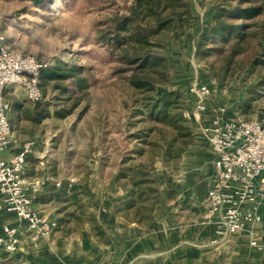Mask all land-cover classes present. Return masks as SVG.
Listing matches in <instances>:
<instances>
[{"label":"crops","instance_id":"1","mask_svg":"<svg viewBox=\"0 0 264 264\" xmlns=\"http://www.w3.org/2000/svg\"><path fill=\"white\" fill-rule=\"evenodd\" d=\"M194 25L191 13L186 33L172 44L174 53L181 54L184 59L188 57L184 55L194 54V39L201 29H194ZM5 42L11 47L7 37ZM166 58L169 82L158 86L157 92L179 89L189 95L188 85L201 81H190V73L179 78V57L170 54ZM217 104V100L211 97L206 100V110L199 114L202 122L207 124L210 121L216 113ZM227 108L228 112H235L233 107ZM101 115L103 119L97 128L96 146L99 161L94 160V173L91 174L89 161L83 159L81 165L78 161V153L84 149L80 139L88 133L84 128L74 130L71 122L68 130L70 139L66 146L67 153L71 154L66 161V168L70 171L65 175L55 172L63 166L53 156L58 146L56 137H60L61 132L42 130L46 120L53 118L34 119L30 132L12 130L13 142L2 156L17 152L23 141L34 140L31 153L35 160L28 164V180L39 181L40 184L36 190L28 187L27 193L32 206L43 218L56 220L58 227L47 237L36 236L28 233L26 222L17 218L15 213L0 212V233L3 225H10L18 228L21 238L16 251L0 255V264H264V243L261 246L251 245V240L264 237V193L257 194L254 203L244 206V209H252L258 214L260 222H247L235 233L218 234L219 213H212L205 200L209 180L215 172V154L200 127L194 123L193 137L183 152L181 171L174 183L167 182L163 176L160 178L161 195L150 220L137 223L119 212L124 192L117 182V173L115 170L109 175L100 172L101 169L111 168L109 155L115 152L109 144L110 138H107L109 134H115L106 128V118ZM50 117H53L52 112ZM17 120L24 121V115H18ZM79 167L81 172L77 173ZM54 181H59L60 185L57 186ZM256 182L259 184L260 180ZM72 186L83 191L80 202L86 208L85 218L83 214L80 224L75 227L69 224L68 219L61 222L75 211V206L68 199ZM91 222L101 229L102 235L95 234Z\"/></svg>","mask_w":264,"mask_h":264},{"label":"rangeland","instance_id":"2","mask_svg":"<svg viewBox=\"0 0 264 264\" xmlns=\"http://www.w3.org/2000/svg\"><path fill=\"white\" fill-rule=\"evenodd\" d=\"M188 1L192 21L195 24L193 28H201L204 15L210 12L211 6L216 0ZM130 4L131 0H46L41 4H35L33 0H0V32L4 38H8L12 49L29 53L47 64L48 68L44 71L42 86L44 106L51 112L55 110L68 112L63 117L48 116L47 118L53 119L46 120L47 124L42 129L43 131L58 130L61 132V136L56 137L58 146L55 147L53 156L63 167L55 169L56 173L65 175L70 171L66 168V161L69 160L71 154L67 153L66 146L70 139L68 130H70L71 122L74 125V130L84 128L88 131L80 139L84 149L83 152L78 153V161L81 165L83 159L88 160L91 168L88 170L90 174L94 173L93 162L94 160L99 161L96 148L98 145L97 128L102 122L101 114H103L106 118L104 119L106 128L111 130L110 133L115 134H109L107 137L110 138L108 139L109 144L111 148H115V152L108 154L111 168L101 169L100 172L109 175L115 170L118 173L121 167L120 159L124 158L136 146L147 152L136 156L134 161L127 162L126 166L134 162H150L152 160L155 166L153 172L157 178L162 179L163 172H165L168 182L172 184L181 171L183 152L191 143L194 132L193 124L183 121V125L188 126L189 129L188 131L181 129V132L185 130L188 132L187 135H181L178 129H173L161 121L149 120L145 115L140 114L137 109L139 105L133 103V100L142 94L132 89L125 82L123 75L114 73L113 68L116 63L114 64L108 56V50L99 46L95 39L98 31L105 27L104 21L108 20L114 12H127ZM164 32V35L163 33L159 34V37L164 40L162 51L165 56L171 54L173 57H179V78L190 73V81L197 80L208 84L210 97L217 100V106H230L244 118L258 119L259 113L264 112V89L252 100L249 107L241 109L238 106L246 96L251 84L259 76L264 75V67L251 68L245 65L243 68H239L240 62L247 58L250 49L235 56L234 60L228 65L226 64L227 68H225V51H212L201 57L196 53L195 37L194 54L184 55L188 56L184 59L181 54H175L172 49V44L177 42L182 34L176 35L170 28ZM72 65L85 67L82 72H77L78 75L88 79L89 86L84 90L71 89L73 86L71 78L52 76L54 71L62 74L67 73ZM195 73L197 75L193 76ZM8 90L5 97L13 104L9 112L12 130L32 131L35 104L26 98L20 87L13 86L6 91ZM187 96L183 93L185 105L189 98V95ZM18 115H24L25 120L17 122ZM131 115L132 117H130ZM129 118L131 123L128 122ZM141 118L143 119L141 120ZM261 122H264V118ZM153 124H156L157 127L148 132L147 140L151 139L156 142L155 144L146 145L127 137L130 132L137 129L148 130ZM171 140L175 150L180 149L178 155L170 157V153L161 162L157 156H161L164 146ZM5 151L7 150L3 152ZM152 152L155 154L153 155ZM32 154L28 157V164H32L35 160L34 154ZM76 172L80 173L81 168L79 167ZM117 182L121 184V181ZM78 214L81 216L80 211ZM83 214L85 218L86 208ZM68 220L69 224L74 227L81 222V219L76 221L73 217H69ZM91 224L93 223L91 222ZM91 227L96 235H102L101 229L95 224Z\"/></svg>","mask_w":264,"mask_h":264},{"label":"trees","instance_id":"3","mask_svg":"<svg viewBox=\"0 0 264 264\" xmlns=\"http://www.w3.org/2000/svg\"><path fill=\"white\" fill-rule=\"evenodd\" d=\"M33 2L41 4L46 0H33ZM190 15L191 8L188 0H131L128 11L114 12L108 20L104 21L105 27L101 28L95 37L99 46L106 48L108 56L114 64L116 63L113 68L114 73L123 75L125 82L142 94L133 100V103L139 105L137 108L139 113L149 120L161 121L173 129H178L181 135H187L188 132L185 131L189 129L188 126L183 125V121L188 122L183 117V111L187 108L183 93L179 89H165L162 93L157 92L158 86L167 85L169 82L167 58L162 51L164 40L159 37V34L164 35V31L168 28L176 35L183 34L189 25ZM195 48L197 55L201 57L212 51H225V68L235 56L250 49L247 58L240 62L239 68L245 65L251 68L256 66L263 68L264 0H216L210 12H207L202 19V27L196 36ZM84 69V66L72 65L67 73L54 71L52 76L71 78L73 81L71 89L84 90L89 86L88 79L77 74ZM44 76L45 72L42 71L40 90L43 98L37 102L29 100L35 104L33 121L46 118L51 114L43 103ZM263 89L264 75L259 76L251 84L246 96L238 104L239 108L249 107L252 100ZM52 113L57 117H63L68 112L55 110ZM263 118L264 112H260L258 119L262 121ZM130 121L129 118L128 122ZM155 125L150 126L148 130L137 129L130 132L127 137L142 144H155V141L147 140L148 132L154 130L157 127ZM181 129L186 130L181 132ZM172 142V140L169 141L164 146L161 156H157L161 162L170 153V157L178 155L180 149L175 150ZM145 151L135 146L128 152L124 158L120 159L121 167L116 176L117 181H121L120 186L124 192V199L118 211L128 220L137 223H146L150 220L153 208L161 195L159 190L161 181L153 172L155 166L152 160L134 162L126 166L127 162L134 161L136 156L142 155ZM152 153L155 154V152ZM163 177L168 182L165 172ZM82 192L79 187L72 186L68 199L70 204L75 206V211L66 215L61 222L67 221L69 217L75 218L76 221L81 219L85 210L80 202ZM168 195H172V189Z\"/></svg>","mask_w":264,"mask_h":264},{"label":"built area","instance_id":"4","mask_svg":"<svg viewBox=\"0 0 264 264\" xmlns=\"http://www.w3.org/2000/svg\"><path fill=\"white\" fill-rule=\"evenodd\" d=\"M47 68L35 56L9 47L0 34V154L13 142L9 120L11 102L5 97V91L17 86L28 100H41L40 74ZM187 92L189 98L183 117L200 127L215 154V172L209 180L205 200L212 213H219L216 232L227 235L241 230L247 222H260L261 217L244 206L254 203L257 194L264 193V124L256 118L228 112L224 105H218L216 113L205 124L199 114L206 110V100L210 97L208 84L195 81ZM34 145V140L28 139L20 144L17 152L0 156V212L15 213L26 222L28 233L47 237L58 223L43 218L27 193L28 187L36 190L40 184L28 180V157ZM54 183L60 185L59 181ZM20 239L17 227L3 225L0 255L16 251ZM263 243L264 237L251 240L254 246Z\"/></svg>","mask_w":264,"mask_h":264}]
</instances>
